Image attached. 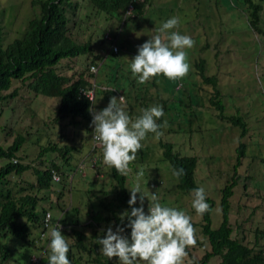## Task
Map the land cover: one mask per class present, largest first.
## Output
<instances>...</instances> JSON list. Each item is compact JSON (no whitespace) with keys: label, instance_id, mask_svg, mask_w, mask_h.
I'll use <instances>...</instances> for the list:
<instances>
[{"label":"rangeland","instance_id":"obj_1","mask_svg":"<svg viewBox=\"0 0 264 264\" xmlns=\"http://www.w3.org/2000/svg\"><path fill=\"white\" fill-rule=\"evenodd\" d=\"M32 1L0 0L3 46L22 33L27 21L38 13ZM74 2L77 3L75 15L68 14L70 34L79 43L89 40L91 51L60 61L58 73L72 79L78 76L88 79V67L102 64L96 75V89L103 92L113 87L117 90L112 89L115 94L107 98L103 93H96L92 113L107 107L112 97L118 99L119 96L124 97L125 110L132 118L140 115L141 109L153 105H162L165 112L160 129L163 135L148 134L141 142L143 147L136 160L130 165L132 171L126 176L129 196L136 173L143 168V190L149 196L155 193L162 204L183 210L192 217L197 242L187 249L184 264H200V258L210 248L201 232L202 217L191 208V193L177 189V179L170 164L162 157L159 142L171 143L173 151L181 156L197 158L194 178L198 187L203 186L207 197L213 201L212 229L221 222L220 190L233 175L236 148L242 143L245 153L229 200L232 237L248 246L257 243L264 249V0H251L261 6L258 32L248 23L249 10L245 0H145V15L123 23L92 9L86 0ZM173 16L180 19L176 30L190 35L195 41L194 46L186 50L190 64L188 74L175 81L160 76L147 84H138L128 70L129 59L137 54L138 46L158 34L163 21ZM117 29L118 33H115ZM105 31L116 35L117 54L111 52L110 41L104 38ZM199 59L204 60V74L217 78L216 88L224 115L239 118L245 124L244 137H241L243 129L240 126L219 119L218 111L210 105L209 97L214 88L203 83L196 74L195 63ZM113 75L116 83L115 80L111 82ZM15 88H18L17 97L13 102L10 100L8 107L4 106L0 118V144L7 147L17 135L26 139L14 160L30 169L20 176H10V186L15 195H37L39 218L35 227L29 229L27 240L13 242L9 259L3 264H30V256L39 254L37 247L47 246L48 240L43 244L38 242L42 211L51 214L47 233L59 223L62 235L70 245L74 243L71 229H75L84 234L87 246L93 247L110 226L114 231L116 228L112 220L105 219L112 212L100 205V201L112 200L114 181L110 168L102 163V147L91 149L90 128L94 131V125L89 126L80 119L73 124L69 118L57 122L55 112L59 98L36 95L20 81H14L4 94ZM51 145L56 146L54 151H43ZM64 147L70 150L68 165H62V157L57 151ZM91 157L97 158L95 167L88 161ZM51 162L60 165L61 181L38 190L32 168L43 170ZM81 162L84 164L80 169ZM19 188L23 191H18ZM137 196L136 206L139 207V194ZM144 207L147 212L146 198ZM114 211L122 213L115 207ZM95 216L102 219L94 221ZM28 240H35L34 245ZM72 252L73 256L81 258L78 264H98L92 260L103 256L100 246L97 253L75 249ZM45 257L47 264V252ZM218 262V258H211L208 264Z\"/></svg>","mask_w":264,"mask_h":264},{"label":"trees","instance_id":"obj_2","mask_svg":"<svg viewBox=\"0 0 264 264\" xmlns=\"http://www.w3.org/2000/svg\"><path fill=\"white\" fill-rule=\"evenodd\" d=\"M86 1L90 3L92 9L107 17H116L122 23L135 16L140 17L143 14L145 15V0ZM31 3L36 7L38 13L27 21L22 33L4 46L2 44V27L0 26V118L3 115L4 106L8 107V104L11 103L10 100L12 102L15 101L14 98L17 97L18 88L13 89L10 93H4L11 88L14 81H20L25 84L28 90L33 91L36 95L59 98L60 102L55 112V120L57 122L69 118L71 120L70 123L74 124L76 123V119H80L82 123L92 126L93 101L91 102L82 96L80 90L91 88L94 82V97L96 93H103V96L107 98L112 93L115 94V91L112 89L116 88L105 89L103 92L96 89L98 88L96 75L102 64L97 66L96 74L90 73L88 67V79L82 76L72 79L71 77L58 73L57 66L60 61L87 55L91 51V43L89 40L85 43H79L75 41L69 31L68 23L70 17L68 14L70 16L75 15L77 3L74 0H33ZM245 4L248 5L249 10L248 23L254 31L258 32L261 6L251 2V0H245ZM129 5L132 9L127 14ZM72 24H75V22L73 21ZM118 29L115 33H118ZM105 58H103V61ZM195 68L196 74L199 75L202 82L214 88V91L209 97V103L218 111L217 116L219 119L225 120L232 125L240 126L243 129L241 137H244L246 126L241 119L224 115V106L219 99L220 93L216 88L217 78L204 74L203 59L196 61ZM114 80L116 83L115 75L111 78V82ZM152 85L155 87L154 83ZM158 123L162 124V118ZM90 133L91 135L93 133L91 128ZM25 140L22 135H17L7 147L0 144V161L2 162L0 165V264H3L9 259L10 247L14 246V241L27 240L29 229L35 227L36 221L39 218V213L36 211L38 202L37 195H15L10 186V176H20L30 169L28 165L14 162L15 155L20 151ZM159 145L162 149L163 159L170 164L172 169H184V175L179 179L176 178L177 189L183 193H191L192 189L198 187L194 178L197 158L195 156H181L175 153L171 143L160 141ZM55 149L56 146L51 145L49 148H44L43 151H54ZM57 151L62 157V165H68L70 160L68 153L70 150L64 147ZM236 153V163L232 168L233 175L229 182L220 190L221 222L219 226L216 229L211 228V211L202 216L203 223L201 225V232L206 237L210 248L200 258V264H208L211 258H218L219 262L217 264H264L263 248L257 246V243H254L253 246L245 245L241 240L232 237V227L229 221V200L233 195V188L237 184V169L241 165L244 157L245 145L240 143L236 148ZM91 159H95L93 163V167H95L97 158H89V160ZM82 164L84 163L81 162L79 165L80 169ZM59 166L51 162L48 168L43 170L32 168L36 176V187L38 190L50 188L54 182L52 173L60 174ZM110 175L114 181V188L112 190L113 197L111 201H100V205L105 210L112 212L111 216L105 219L108 221L112 220L114 225L117 226L121 225L120 214L114 211V207L122 213L125 210H130L128 205L130 196L126 187L127 177L119 175L114 168H110ZM29 187L31 189L33 188L32 185ZM18 191H23V188H19ZM207 202L211 205L212 210L213 201L207 197ZM45 212L42 211V217ZM101 219L99 216L93 217L94 221ZM124 223H127L126 219ZM71 233L74 238V243L70 245L68 255L72 264H78L81 260L79 256H73V249L77 252H86L88 254L92 252L97 253V249L100 246L97 242L93 247L87 246L86 237L81 231L71 229ZM125 234L130 235V229H126ZM28 242L34 245L35 240H28ZM37 248H39V251L41 250L40 247ZM45 258V256L42 258V264H46ZM100 258L93 259L92 261L98 264H116V262L108 261L104 256H100Z\"/></svg>","mask_w":264,"mask_h":264},{"label":"clouds","instance_id":"obj_3","mask_svg":"<svg viewBox=\"0 0 264 264\" xmlns=\"http://www.w3.org/2000/svg\"><path fill=\"white\" fill-rule=\"evenodd\" d=\"M179 24L180 19L176 16L163 21L158 34L138 46L137 54L129 59L128 70L138 84H147L160 76L175 81L188 74L190 64L186 50L191 49L195 41L190 35L176 30ZM90 71L94 73L97 69L93 66ZM140 112L135 118L130 117L125 110L124 97H112L107 107L93 112V139L102 147V163L114 168L121 176L132 171L130 165L136 160L143 147L141 142L148 134L163 135L158 123L165 116L163 106L153 105ZM163 123L166 126L167 121ZM173 175L179 179L184 175V169H173ZM143 177L144 169L141 168L136 173L134 186L129 189L130 210L120 215L122 226L117 225L115 231L110 226L105 236L97 240L100 253L108 261L116 258V264H184L187 249L197 242L192 217L183 210L162 204L155 193L149 196L142 187ZM137 194L139 207L136 206ZM191 196V208L198 216L211 211L203 186L192 189ZM60 229L61 225L57 223L48 234L47 264H72L68 255L70 244ZM126 229H130V235L125 234Z\"/></svg>","mask_w":264,"mask_h":264},{"label":"built area","instance_id":"obj_4","mask_svg":"<svg viewBox=\"0 0 264 264\" xmlns=\"http://www.w3.org/2000/svg\"><path fill=\"white\" fill-rule=\"evenodd\" d=\"M132 7L129 5L128 6V10H127V14L131 11ZM104 38L108 41H110V49H111V52L112 53H118V47L116 45V38L114 39L113 36H111L108 32L104 34ZM96 67V69H98L97 66L95 65H90L89 66V72L92 73V74H96V72H92L90 71V69L92 67ZM94 87H95V84L93 82L92 84V87L91 88H87V89H81L80 90V94L82 96H84L86 99H88L89 101H93L94 99ZM118 98H121L120 96ZM93 135H94V131L91 135V140H92V149H99L101 148V146L93 139ZM16 162V161H14ZM95 162V159H91L89 160V163H91L93 165V163ZM83 165V164H82ZM81 165V167H82ZM52 179L54 182H59L60 181V177L58 174L56 173H52ZM50 223H51V214L46 211L42 217V220H41V224H40V232H39V237H38V242L43 244V242H45L46 240H49V236L47 233V230L49 229L50 227ZM57 224L54 226L56 227ZM46 248L47 246L46 245H43L41 247V250L39 251V254H32L31 257H30V264H42V258L45 256V252H46Z\"/></svg>","mask_w":264,"mask_h":264}]
</instances>
